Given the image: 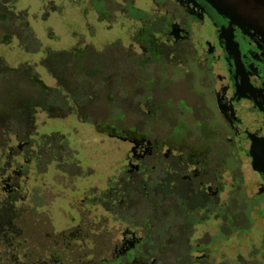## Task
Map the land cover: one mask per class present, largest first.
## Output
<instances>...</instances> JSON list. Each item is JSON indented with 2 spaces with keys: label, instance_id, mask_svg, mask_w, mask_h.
<instances>
[{
  "label": "rangeland",
  "instance_id": "rangeland-1",
  "mask_svg": "<svg viewBox=\"0 0 264 264\" xmlns=\"http://www.w3.org/2000/svg\"><path fill=\"white\" fill-rule=\"evenodd\" d=\"M125 1L0 0V264H183L191 252L206 264H264V195L229 192L212 206L176 178L157 181L163 146L182 147L173 135L205 137L180 116L213 108L197 76L175 67L163 9ZM140 137L152 143L141 183L126 173L141 158L125 161Z\"/></svg>",
  "mask_w": 264,
  "mask_h": 264
},
{
  "label": "flooded vegetation",
  "instance_id": "flooded-vegetation-1",
  "mask_svg": "<svg viewBox=\"0 0 264 264\" xmlns=\"http://www.w3.org/2000/svg\"><path fill=\"white\" fill-rule=\"evenodd\" d=\"M178 1L184 3L186 8L177 9L175 3ZM133 2L125 1L134 8ZM153 2L156 8L164 11L163 21L158 22H164L165 27L171 30L168 36L175 38L172 48V54L178 59L175 67L197 76L199 84L207 89V93L197 94L204 100L209 96L213 108V111H207L211 109H202L200 103L201 109L198 108L197 117L179 115L192 122L191 130L204 132L205 137L197 139L198 136L188 131L184 137L173 135L182 147L175 154L170 152L172 150L168 146H163V149L167 148V153H159L156 158L160 165V171L156 174L157 181L174 185L171 180L176 178L186 188V196L197 191L203 201L212 206L222 202L229 192H240L247 200L264 195V0H248L254 19L239 25L211 22L198 6L188 0ZM157 10L150 9L147 14L155 15ZM153 19V22L157 21V18ZM134 20L135 24L140 22L138 19ZM138 34L137 38L134 34L131 46L140 52L142 43L140 33ZM151 38L149 35L145 37L148 46L152 43ZM143 46V53H150L151 46ZM192 111L191 108L190 112ZM214 116L221 121L218 127L212 126ZM206 138H218L219 145L215 141L207 142ZM191 139L198 141L193 143L196 145L193 150L188 146V143L193 142ZM145 140L144 137L136 139L137 148L133 156H125V161L132 157L141 158L134 167L126 169L134 182L139 180L141 183L137 166L142 165L140 161L151 153L152 143L147 144ZM171 153L175 156H170ZM210 154L212 158L209 157ZM242 159L252 166L250 177H244ZM17 187V183L11 180L6 184L4 196L7 200L14 199ZM262 224L264 233V223ZM212 231L207 232L208 240ZM185 241L190 242V238ZM131 245L132 243L126 249ZM198 245L199 242L192 244L195 247ZM141 248L144 247L141 245ZM194 255L192 264H206V257L193 252L190 256L186 254L183 264H189V258ZM148 261L135 257L129 261L123 259L120 264H154V260Z\"/></svg>",
  "mask_w": 264,
  "mask_h": 264
},
{
  "label": "water",
  "instance_id": "water-1",
  "mask_svg": "<svg viewBox=\"0 0 264 264\" xmlns=\"http://www.w3.org/2000/svg\"><path fill=\"white\" fill-rule=\"evenodd\" d=\"M198 6L211 22H229L239 25L241 22H251L254 12L248 0H188Z\"/></svg>",
  "mask_w": 264,
  "mask_h": 264
}]
</instances>
